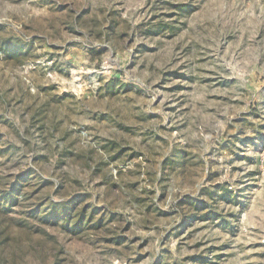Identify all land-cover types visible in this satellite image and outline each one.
I'll return each mask as SVG.
<instances>
[{"label": "rangeland", "instance_id": "374dc122", "mask_svg": "<svg viewBox=\"0 0 264 264\" xmlns=\"http://www.w3.org/2000/svg\"><path fill=\"white\" fill-rule=\"evenodd\" d=\"M20 179L0 264H264V0H0Z\"/></svg>", "mask_w": 264, "mask_h": 264}, {"label": "trees", "instance_id": "16d2710c", "mask_svg": "<svg viewBox=\"0 0 264 264\" xmlns=\"http://www.w3.org/2000/svg\"><path fill=\"white\" fill-rule=\"evenodd\" d=\"M185 160H186V154L184 152H181L179 155V162L178 163L183 165ZM22 180L23 179H20V181L17 183L18 184L17 187H19V188L15 187L12 190L5 191V193L2 192L3 194L2 193H1L2 195L0 194V202L6 203L8 201H11L12 204H14L18 201L17 197L19 195H23V193L25 195V192L23 190L25 189L26 185H21ZM64 215H65V212H64L63 216ZM102 219H103V217H101L100 222L102 221ZM80 224H81V222H78V225H80Z\"/></svg>", "mask_w": 264, "mask_h": 264}]
</instances>
